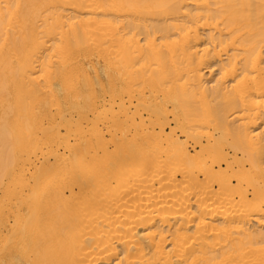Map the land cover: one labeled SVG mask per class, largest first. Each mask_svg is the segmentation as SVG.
<instances>
[{
	"label": "bare ground",
	"instance_id": "1",
	"mask_svg": "<svg viewBox=\"0 0 264 264\" xmlns=\"http://www.w3.org/2000/svg\"><path fill=\"white\" fill-rule=\"evenodd\" d=\"M0 264H264V0H0Z\"/></svg>",
	"mask_w": 264,
	"mask_h": 264
},
{
	"label": "rangeland",
	"instance_id": "2",
	"mask_svg": "<svg viewBox=\"0 0 264 264\" xmlns=\"http://www.w3.org/2000/svg\"><path fill=\"white\" fill-rule=\"evenodd\" d=\"M213 74H214V73H213ZM215 74H216V73H215ZM215 74H214V75H215ZM208 75H209V77H211L212 73L209 72Z\"/></svg>",
	"mask_w": 264,
	"mask_h": 264
}]
</instances>
